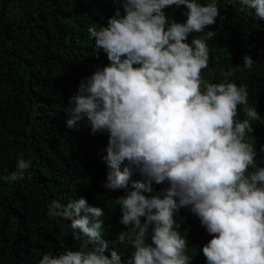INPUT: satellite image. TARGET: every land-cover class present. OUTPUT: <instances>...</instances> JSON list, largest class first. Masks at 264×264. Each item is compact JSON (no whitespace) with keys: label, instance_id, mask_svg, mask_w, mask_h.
Instances as JSON below:
<instances>
[{"label":"clouds","instance_id":"9594fccd","mask_svg":"<svg viewBox=\"0 0 264 264\" xmlns=\"http://www.w3.org/2000/svg\"><path fill=\"white\" fill-rule=\"evenodd\" d=\"M112 2L124 14L117 8L106 26L86 29L97 55L106 54L109 63L81 80L64 112L68 128L87 121L92 134H108L102 187L125 190L114 203L122 213L117 224L126 231L112 243L133 251L127 258L116 250L108 254L102 208L84 198L67 205L52 199L47 217L71 221L67 227L81 243L57 255L46 251L38 264H192L176 222L181 208L212 237L202 248L207 264H264V167L249 139L261 115L249 103L248 86L232 79L236 68L250 71L256 62L245 55L242 66L220 68L219 77L214 68L204 71L208 41L218 34L206 30L221 16L216 2ZM238 3L240 12L255 9L264 20V0ZM172 6H184V22L166 14ZM15 167L0 181H23L32 161L18 158ZM133 170L143 179L128 189ZM165 183L157 192L155 186Z\"/></svg>","mask_w":264,"mask_h":264},{"label":"trees","instance_id":"16d2710c","mask_svg":"<svg viewBox=\"0 0 264 264\" xmlns=\"http://www.w3.org/2000/svg\"><path fill=\"white\" fill-rule=\"evenodd\" d=\"M200 2H216L221 13L217 24L206 29L218 34L208 41L211 59L204 71L214 68L219 77L220 68L242 66L245 55L256 62L250 71L236 68L232 79L248 86L249 103H255L261 115L249 139L264 167V20L256 17L255 9L240 12L238 0L235 5L226 0ZM117 8L123 15L112 0H0V175L15 171L18 158L32 161L23 181H0V264H38L46 251L57 255L66 248L78 250L81 241L74 240L67 227L71 221L47 217L52 199L67 205L84 198L102 208L108 254L116 250L127 258L133 251L112 243L126 231L117 224L122 213L114 203L125 190L102 187L109 170L108 134H92L87 121L70 129L64 112L81 80L109 63L106 54L95 52L87 27L106 26ZM185 10L172 6L165 11L184 22ZM237 118L242 119V113ZM142 179L133 170L128 189ZM167 186L155 188L158 192ZM176 222L189 241L192 264H207L202 248L212 237L199 218L181 208Z\"/></svg>","mask_w":264,"mask_h":264}]
</instances>
